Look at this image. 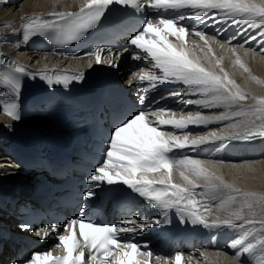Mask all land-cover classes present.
Wrapping results in <instances>:
<instances>
[{
  "label": "snow or ice",
  "instance_id": "1",
  "mask_svg": "<svg viewBox=\"0 0 264 264\" xmlns=\"http://www.w3.org/2000/svg\"><path fill=\"white\" fill-rule=\"evenodd\" d=\"M112 4L124 5L136 13H141L146 8L157 10L158 13L155 19H148L142 30L128 40L130 46L143 54L134 53V60L150 58L152 62L151 70L142 68L138 73H133V79L128 81L129 85L133 80L141 84L147 82L148 86L143 90L148 93L166 82L182 84V91L169 92L168 97L196 95L199 98L186 99L183 103L205 109L224 107L227 111L212 116L189 112L186 115L181 114L178 119L175 118L176 113L168 109H149L134 114L111 132L103 164L95 169V174L89 178L90 182H106L108 185L122 183L143 198L148 205L160 209L163 215H167L168 209H175L182 222L202 225L204 228L239 227L244 229L245 236H249L252 233L248 232L245 226L255 229L256 225H259V232L256 233L259 238L256 243L264 249V193L246 191L226 182L220 175L207 168L205 161L189 156L176 158L173 155L174 150L198 148L213 141L264 136V96H250L241 90L221 66L220 59H215L219 73L203 66L199 58L194 57L186 47V34L189 30L179 24V21L186 18L181 10H187L189 15L197 19L215 10L219 17L217 22L231 20L233 23L247 24L249 28L256 27L260 29L257 35L264 38V0L259 3L256 0H85L76 12H50L47 18L41 15L22 18L20 28L14 32L21 34L24 43L34 36H41L53 45L71 44L82 40L94 29ZM160 10H171L178 14L167 18L159 15ZM194 35L204 42L207 51L211 53L212 48L205 34L196 30ZM169 37H174L180 43H172ZM250 39L256 40V36ZM103 51L105 49L97 47L87 55H94L96 64L107 63L111 67H118L115 61L122 53L113 54L104 60L101 56ZM260 52L264 53V46L260 47ZM232 53L236 57L235 65L248 73L251 80L260 83L257 77L251 75L235 49H232ZM34 75L17 61L0 64V86L6 89L4 96L9 97L7 100L0 99V106L12 120L20 119L18 97L21 91V77ZM40 79L46 81L49 86L63 85L67 88L72 81L82 80L83 75L66 74L59 70H52V74H48V70L44 69L40 70ZM249 99L253 101L251 104L243 103ZM143 102L141 98V103ZM153 103L158 104L159 101L154 100ZM169 113V118H165ZM226 120L235 121L227 125L232 131L226 135L209 132L190 138L188 133L177 135L159 127L170 125L174 129L183 130L189 125H208L214 121ZM173 169H183L179 172L185 182L183 185L173 183ZM186 171L195 179L186 175ZM155 173L160 175L150 176ZM197 181L203 183L198 184ZM197 188H202L203 191L198 193ZM85 195L91 197L94 193L89 191ZM201 199L218 201L216 210L227 215L223 218L217 216L209 221V204L202 203ZM237 221L240 223L237 224ZM127 223L133 227L117 228L115 225H98L73 219L64 226L67 235H58L57 247L62 248L63 255L53 256L52 252L33 253L26 264H150L153 255L151 252H141L137 244L118 239L120 233L136 230V221ZM28 227L22 225L25 230ZM50 231L58 230L53 225L34 232V235L43 239ZM237 246L240 247L235 252L234 259L240 264L241 256L250 253L256 245H244L243 238H238L229 245L234 249ZM113 255L114 259H106ZM182 260V254L177 252L174 264H182ZM258 264H264V256Z\"/></svg>",
  "mask_w": 264,
  "mask_h": 264
},
{
  "label": "bare ground",
  "instance_id": "2",
  "mask_svg": "<svg viewBox=\"0 0 264 264\" xmlns=\"http://www.w3.org/2000/svg\"><path fill=\"white\" fill-rule=\"evenodd\" d=\"M55 2L54 6L53 3ZM257 3L260 0H256ZM85 3V0H23L15 7L9 9L0 7V39H5L6 33L8 31V21L17 16L24 17V14H39L46 12H63L70 11L81 7ZM257 32L260 29L253 27ZM209 45L212 48V52L209 53L207 48L204 45V42L200 40L199 37L190 38L186 43V47L193 54L194 57L199 58V62L206 68H210L213 71L219 73V68L216 67L215 59L221 60V66L228 72L231 79L235 80L236 83L240 86L241 90L248 93L250 96L262 97L264 96V53L260 55L258 51H252L248 47H241L238 44H227L225 41H216L213 36H208L206 38ZM172 43L179 44V41H171ZM257 45L264 46V38H261L257 35V39L253 41ZM223 45V47H221ZM6 50L10 49V46H4ZM232 49H235L236 54L241 58V60L249 68L251 75L257 77L260 83H257L249 78V74L243 72L239 66L235 65V56L232 53ZM249 49V51H245ZM214 54V55H213ZM32 56L25 55L26 59L36 60L39 65H57V66H66L71 67L73 70H82L84 67L90 65L86 60H70L64 62L62 59L54 58L51 55L43 56ZM253 101L251 99L244 101L245 104H251ZM227 109L224 107H216L211 109V113L218 115L222 112H226ZM234 120L231 121H214V127L211 128L215 131L218 128L224 129L221 134H228L231 129L227 127L229 123H234ZM25 123L28 124H39L38 119H29ZM203 126V125H200ZM209 132L202 133L201 135H206ZM258 141H255L253 145L250 146V151L245 153L242 149L241 155L244 158L240 161L229 163L228 161H221L220 156L217 161L222 163H217L213 161L207 162L205 166L210 170L214 171L217 175H220L226 182L233 184L234 186L246 190L254 191L257 193H264V136H259ZM233 144V147L240 150L242 146V139H228L224 141H217V152L227 149L230 145ZM2 158V157H1ZM249 158H251L249 160ZM3 171L9 176H15L12 173L10 163L5 159L0 160V176H3ZM183 171L182 169H174L172 174L173 183L183 185L185 182L180 176L179 172ZM186 175L191 177V173L185 172ZM156 174L154 176H159ZM4 177V176H3ZM195 179V177H191ZM198 184H202L203 181H197ZM218 201L212 206V215L210 219L219 216L221 218L225 217L227 214L223 211H217L216 205ZM237 224L240 222L237 221ZM248 232L252 235L245 236L244 229L236 227L234 230L228 226H222L218 228L217 237L220 239L219 246H229L234 240L238 238H243V244L252 243L256 245L254 249L248 253L243 254L242 256L246 258V264H258V261L262 256H264V249H261L260 245L256 243L259 238L256 233L259 232V225H256L255 229L252 226H245ZM240 246H238L239 249ZM231 248V247H229ZM204 253V255H201ZM235 254L228 255L221 252H210L208 250L197 252L190 257L189 264H237V261L234 259ZM241 256V258H242ZM240 258V259H241ZM240 264H243L240 261ZM245 264V263H244Z\"/></svg>",
  "mask_w": 264,
  "mask_h": 264
},
{
  "label": "rangeland",
  "instance_id": "3",
  "mask_svg": "<svg viewBox=\"0 0 264 264\" xmlns=\"http://www.w3.org/2000/svg\"><path fill=\"white\" fill-rule=\"evenodd\" d=\"M55 2L53 3V6H54Z\"/></svg>",
  "mask_w": 264,
  "mask_h": 264
}]
</instances>
